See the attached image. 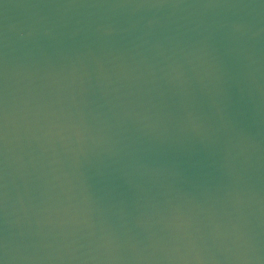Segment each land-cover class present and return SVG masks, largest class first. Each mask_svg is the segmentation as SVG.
Returning a JSON list of instances; mask_svg holds the SVG:
<instances>
[{
    "label": "water",
    "instance_id": "95a60500",
    "mask_svg": "<svg viewBox=\"0 0 264 264\" xmlns=\"http://www.w3.org/2000/svg\"><path fill=\"white\" fill-rule=\"evenodd\" d=\"M0 264H264V0H0Z\"/></svg>",
    "mask_w": 264,
    "mask_h": 264
}]
</instances>
